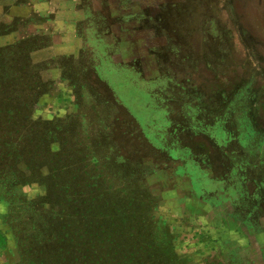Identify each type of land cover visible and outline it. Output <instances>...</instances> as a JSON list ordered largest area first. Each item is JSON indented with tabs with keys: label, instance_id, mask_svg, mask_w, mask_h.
<instances>
[{
	"label": "rangeland",
	"instance_id": "374dc122",
	"mask_svg": "<svg viewBox=\"0 0 264 264\" xmlns=\"http://www.w3.org/2000/svg\"><path fill=\"white\" fill-rule=\"evenodd\" d=\"M97 23L117 35H86L82 63L34 58L36 40L0 48V264H264V0ZM104 91L134 137L113 138ZM221 189L231 235L194 200Z\"/></svg>",
	"mask_w": 264,
	"mask_h": 264
},
{
	"label": "crops",
	"instance_id": "0c3cea01",
	"mask_svg": "<svg viewBox=\"0 0 264 264\" xmlns=\"http://www.w3.org/2000/svg\"><path fill=\"white\" fill-rule=\"evenodd\" d=\"M167 2L169 0H0V30L2 27L11 29L0 35V48L26 39L36 40L45 46L34 50V58L38 55L43 62L54 60L58 63H82L86 35H93L96 39L102 35H117L113 25L104 33L103 23L97 21L122 20L139 11L155 12ZM17 22L22 28H16ZM223 190H219L215 206L203 200L201 191L194 195V200L203 209L204 217L213 214L214 220L206 222L204 227L221 229L224 226L231 235L235 233L233 229L243 225L231 212V205ZM215 220H220V223L222 220L224 223L221 226ZM210 236H198L197 243L211 240L213 235ZM222 241L227 243V239Z\"/></svg>",
	"mask_w": 264,
	"mask_h": 264
},
{
	"label": "trees",
	"instance_id": "16d2710c",
	"mask_svg": "<svg viewBox=\"0 0 264 264\" xmlns=\"http://www.w3.org/2000/svg\"><path fill=\"white\" fill-rule=\"evenodd\" d=\"M21 46H22L21 44H15V45L8 46L7 48H5V50H7V51L12 50L13 51L12 55H16L18 53L16 50H19L21 48ZM36 48H37V46H36ZM18 60L21 61L22 63H24L25 65H27L31 62V60L29 58V53L27 56V55H23V52L19 53ZM26 60H27V63H26ZM95 83L98 86H101L100 81L97 80ZM104 93L106 94L105 91H104ZM99 98L100 99H98V101L104 103L105 105H107L111 109H115L116 113H118V115H117L118 117L115 120V126L116 127H114V130L112 132L113 138L116 139V137H122V136H128L129 138L134 137L135 133L133 131L129 132V133L127 132L128 134L125 131H127V130L130 131V130L134 129L136 127L135 122L133 121L132 118H129L128 116H126L129 113L127 112V110L124 107H122L121 105H118L116 98H114V95L112 93H107L105 96H103V95L99 96ZM15 109L16 108L11 109L9 107V113L12 114V112ZM123 125L125 127H120ZM129 149L131 150L132 148H129ZM142 167H143V165H142ZM121 169H122V171H125V173H133V175H135V176H137L141 172V171H139V172L135 171V169L133 168V165L131 163H127V162L122 164ZM121 193H123V192H121ZM263 197H264V195H261V199H263ZM116 205H117L118 210L115 208L116 212L114 214H112L111 216H116V218L123 217V218L127 219L129 216L126 213H122L123 211H121L120 206L117 202H116ZM130 206H132L131 203H130ZM98 216L101 218L102 217L107 218V216H109V215L99 213ZM145 223H146V220L142 219L140 224L144 225Z\"/></svg>",
	"mask_w": 264,
	"mask_h": 264
}]
</instances>
